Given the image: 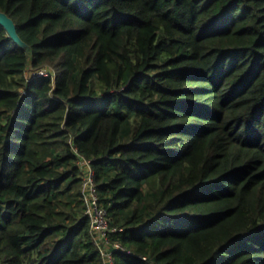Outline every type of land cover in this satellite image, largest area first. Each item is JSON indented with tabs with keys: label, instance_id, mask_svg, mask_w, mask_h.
Returning a JSON list of instances; mask_svg holds the SVG:
<instances>
[{
	"label": "trees",
	"instance_id": "1",
	"mask_svg": "<svg viewBox=\"0 0 264 264\" xmlns=\"http://www.w3.org/2000/svg\"><path fill=\"white\" fill-rule=\"evenodd\" d=\"M0 11V264H106L84 159L115 264H264V0Z\"/></svg>",
	"mask_w": 264,
	"mask_h": 264
},
{
	"label": "built area",
	"instance_id": "2",
	"mask_svg": "<svg viewBox=\"0 0 264 264\" xmlns=\"http://www.w3.org/2000/svg\"><path fill=\"white\" fill-rule=\"evenodd\" d=\"M49 71L45 68L36 69L31 77L47 75ZM84 167L83 193L86 204V214L90 218L91 232L95 243L100 249L106 264H115L114 251L125 247L119 242L111 239L114 232L121 231V228L111 226L108 221V209L100 201V195L95 183L94 170L88 160L82 161Z\"/></svg>",
	"mask_w": 264,
	"mask_h": 264
},
{
	"label": "water",
	"instance_id": "3",
	"mask_svg": "<svg viewBox=\"0 0 264 264\" xmlns=\"http://www.w3.org/2000/svg\"><path fill=\"white\" fill-rule=\"evenodd\" d=\"M0 24H2L6 30L9 32V34L21 45H26L25 42L22 40L20 35L17 31V25L14 21V19L9 16L6 12L0 11Z\"/></svg>",
	"mask_w": 264,
	"mask_h": 264
},
{
	"label": "rangeland",
	"instance_id": "4",
	"mask_svg": "<svg viewBox=\"0 0 264 264\" xmlns=\"http://www.w3.org/2000/svg\"><path fill=\"white\" fill-rule=\"evenodd\" d=\"M35 71H36V69H30V70H28L27 75H28L29 77H31V76L34 74Z\"/></svg>",
	"mask_w": 264,
	"mask_h": 264
}]
</instances>
